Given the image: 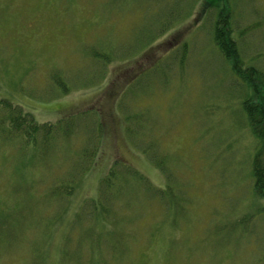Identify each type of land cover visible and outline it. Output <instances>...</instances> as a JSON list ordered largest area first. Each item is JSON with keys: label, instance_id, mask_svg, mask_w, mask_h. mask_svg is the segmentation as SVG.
Segmentation results:
<instances>
[{"label": "rangeland", "instance_id": "rangeland-1", "mask_svg": "<svg viewBox=\"0 0 264 264\" xmlns=\"http://www.w3.org/2000/svg\"><path fill=\"white\" fill-rule=\"evenodd\" d=\"M202 2L0 0V100L43 125L58 124L70 108L82 120L98 97L139 74L137 94L121 108L130 104L145 137L128 143L152 144L156 153L152 162L137 147H114L131 167L126 188L110 205L80 208L96 199L112 160H98L67 205L55 183L75 177L74 151L95 123L82 120L86 129L71 139L55 129V148L21 142L0 122V264H264V198L251 168L259 141L243 110L251 91L218 53L216 9L201 10ZM229 4L243 67L264 73V0ZM186 26L171 46L179 47L158 58ZM121 112L112 120L125 139ZM96 123L104 138L109 126Z\"/></svg>", "mask_w": 264, "mask_h": 264}, {"label": "trees", "instance_id": "trees-1", "mask_svg": "<svg viewBox=\"0 0 264 264\" xmlns=\"http://www.w3.org/2000/svg\"><path fill=\"white\" fill-rule=\"evenodd\" d=\"M176 6L180 7L181 1H179L178 4L176 3ZM229 7V0H203L202 2L203 9H216L213 26V41L218 53L229 63L233 73L238 76L251 91L250 97H248L243 103V110L245 112L251 133L259 141V147L253 157L251 168L255 192L259 197L264 198V73L251 66L243 67L238 42H236L233 38V31L231 28V10ZM188 29L189 27L186 26L184 29L182 28V30L180 29L175 31L177 39L173 40V43H176L179 38L181 39L184 32ZM171 51H173V48L162 52L160 54L162 56H158V58L165 60V56L170 54ZM133 75L134 74H132V76ZM132 76L126 77L125 80L129 82V79ZM52 77L54 80L58 81V76L52 75ZM128 82L126 86H123L122 84L118 91L112 93L108 92L103 96V98L98 97L97 104L96 106H93V108L91 105L92 109L90 110L93 111L89 113L91 116H88L90 117V121L95 123L96 128L94 125L93 130L86 133L88 142L80 150L74 151L76 158H78L77 161H75L77 173H75V177L72 178V181L69 180L68 183H62L61 181L55 183L57 188L65 190V194L61 198L63 202H66V205L67 201L72 199L71 197L73 196L77 185L79 187L81 177H83L86 172L90 171L92 167L95 166L93 170L96 169L100 165L98 162L100 159H106L109 161L112 160V162L105 170L106 173L99 179V184H97L98 191H96V199L87 200L80 208L90 205L91 203L93 204L95 201L103 204H107L109 202L110 205L113 195L120 194L126 188L125 184L127 183V176L130 170L129 168L131 167L125 161V157H115L110 153L114 147L115 151L126 148V151L122 152L125 154L131 153L128 146L137 147L143 151H141L143 154L147 156L149 155L152 162L155 161L156 153L152 144L150 145L151 148L146 149H141L135 145H140L142 142L140 137H145L142 130H136V119H138L137 114L132 113L135 111L130 110V104H128V106L124 109L121 108V99L124 97L126 98V95L135 96L137 94V92L134 91V87H136L135 85L137 83H132V81ZM61 89L64 90V88ZM123 89L124 91L122 92ZM64 92H66V89ZM127 109L128 112H125ZM116 110L117 112L118 110L122 111L117 116L124 120L126 129L124 132L127 139H124L122 135L123 132L120 130L119 122L112 120V114L116 112ZM72 115V109L70 108L68 110V115L59 120H64L63 122H57L58 124L52 125H43L36 123L31 115L22 111L20 108L12 106L6 100H0V122L8 124L10 130L13 131V135H11V137H16L21 142L33 141L41 144L47 142L57 148V142L61 141L63 137L66 136L71 139L72 137L78 135L75 133V130L78 132V130L84 128L80 127L81 119H79V117H72ZM99 118L104 122V128L105 126H109L106 128L107 130L105 133L107 135L105 134V139L102 136L103 131L105 130L103 129V124L99 125V123H96V120ZM132 119L134 120V124L131 123ZM67 120H69V122H67ZM59 128L63 132L61 140H58L52 134L56 131L55 129ZM0 133L2 134L3 131L0 130ZM140 133H142V135H139ZM93 134H97L95 144L92 142ZM101 138H103L104 144L102 145L103 142H101L98 146V142ZM130 140H133L135 144L128 143ZM62 143L65 145L66 141H62ZM122 170L124 171L122 172ZM103 212L105 213L106 210H103ZM105 215L106 214L102 215L101 218H104ZM100 224L101 223L98 221L94 224V226L97 227V225Z\"/></svg>", "mask_w": 264, "mask_h": 264}, {"label": "flooded vegetation", "instance_id": "flooded-vegetation-1", "mask_svg": "<svg viewBox=\"0 0 264 264\" xmlns=\"http://www.w3.org/2000/svg\"><path fill=\"white\" fill-rule=\"evenodd\" d=\"M174 44H175V42L174 43L173 42L172 43H168L167 44L168 49H171V46L174 45ZM167 47H165V48H167ZM117 152H120V153L125 152V149H118Z\"/></svg>", "mask_w": 264, "mask_h": 264}]
</instances>
